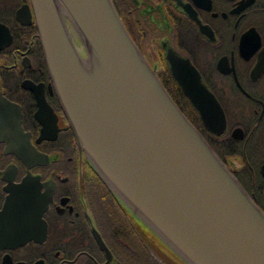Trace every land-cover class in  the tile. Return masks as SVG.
Here are the masks:
<instances>
[{
  "label": "flooded vegetation",
  "instance_id": "1",
  "mask_svg": "<svg viewBox=\"0 0 264 264\" xmlns=\"http://www.w3.org/2000/svg\"><path fill=\"white\" fill-rule=\"evenodd\" d=\"M112 1L163 84L179 87L170 57L197 70L226 129L211 133L196 111L190 121L264 212V0ZM79 146L31 0H0V264H181Z\"/></svg>",
  "mask_w": 264,
  "mask_h": 264
},
{
  "label": "water",
  "instance_id": "2",
  "mask_svg": "<svg viewBox=\"0 0 264 264\" xmlns=\"http://www.w3.org/2000/svg\"><path fill=\"white\" fill-rule=\"evenodd\" d=\"M80 149L122 208L181 264H264V212L182 113L112 0H31ZM171 72L208 131L224 112L189 61Z\"/></svg>",
  "mask_w": 264,
  "mask_h": 264
},
{
  "label": "trees",
  "instance_id": "3",
  "mask_svg": "<svg viewBox=\"0 0 264 264\" xmlns=\"http://www.w3.org/2000/svg\"><path fill=\"white\" fill-rule=\"evenodd\" d=\"M170 83L164 80V87L166 88L169 95L172 97L176 105L180 108V110L184 113V115L193 122L191 119L192 111H195L193 107L190 105L189 101L184 97L180 88L174 82L173 78L169 76ZM194 115V114H193ZM195 116V115H194Z\"/></svg>",
  "mask_w": 264,
  "mask_h": 264
}]
</instances>
